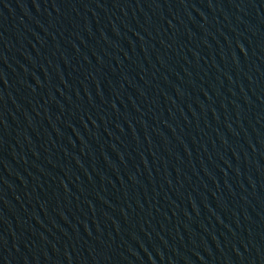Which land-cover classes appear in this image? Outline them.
Listing matches in <instances>:
<instances>
[{
    "label": "water",
    "instance_id": "95a60500",
    "mask_svg": "<svg viewBox=\"0 0 264 264\" xmlns=\"http://www.w3.org/2000/svg\"><path fill=\"white\" fill-rule=\"evenodd\" d=\"M264 86V0H233Z\"/></svg>",
    "mask_w": 264,
    "mask_h": 264
}]
</instances>
